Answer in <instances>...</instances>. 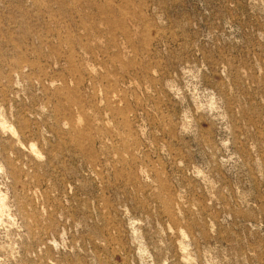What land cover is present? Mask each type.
I'll use <instances>...</instances> for the list:
<instances>
[{
  "label": "rangeland",
  "instance_id": "rangeland-1",
  "mask_svg": "<svg viewBox=\"0 0 264 264\" xmlns=\"http://www.w3.org/2000/svg\"><path fill=\"white\" fill-rule=\"evenodd\" d=\"M0 264H264V0H0Z\"/></svg>",
  "mask_w": 264,
  "mask_h": 264
}]
</instances>
